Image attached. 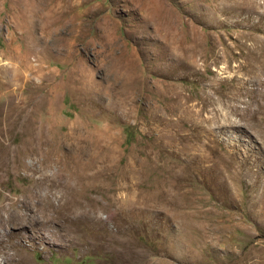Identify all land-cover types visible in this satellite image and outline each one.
<instances>
[{"label":"rangeland","instance_id":"374dc122","mask_svg":"<svg viewBox=\"0 0 264 264\" xmlns=\"http://www.w3.org/2000/svg\"><path fill=\"white\" fill-rule=\"evenodd\" d=\"M0 240L264 264V0H0Z\"/></svg>","mask_w":264,"mask_h":264},{"label":"bare ground","instance_id":"6f19581e","mask_svg":"<svg viewBox=\"0 0 264 264\" xmlns=\"http://www.w3.org/2000/svg\"><path fill=\"white\" fill-rule=\"evenodd\" d=\"M33 152H34V149L31 151V153H33ZM36 185L37 186H42V185H44V183H43V181H40ZM45 186H46V189L48 190L45 202H48L49 205L52 206L50 197H51V195H53L51 193V189L53 188L54 183H53L52 180H50L49 183L47 185H45ZM36 194H32V196L37 198ZM2 224H3V222H2ZM69 233L66 230L63 231V234H65V235H68ZM3 235H6L5 231L3 232ZM2 241L3 240H0V244H1ZM10 249L12 250V252L10 251ZM0 264H28V262L26 261V259L18 251L13 250L11 247L6 245V246L2 247L1 250H0Z\"/></svg>","mask_w":264,"mask_h":264}]
</instances>
